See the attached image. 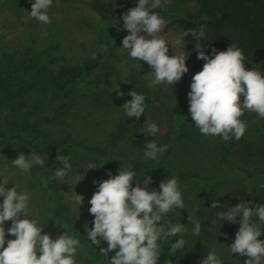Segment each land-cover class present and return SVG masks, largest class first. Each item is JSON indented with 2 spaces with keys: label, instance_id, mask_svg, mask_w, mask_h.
Wrapping results in <instances>:
<instances>
[{
  "label": "rangeland",
  "instance_id": "obj_1",
  "mask_svg": "<svg viewBox=\"0 0 264 264\" xmlns=\"http://www.w3.org/2000/svg\"><path fill=\"white\" fill-rule=\"evenodd\" d=\"M99 1L109 5L117 13L106 17L96 12L92 7L93 0H53L48 12L52 22L46 25L30 17V0H0V68L11 75H19L22 81L28 79L37 81L38 85L47 84V79L61 67L81 65L97 52L103 55V64L93 77L96 85L93 94L77 97L57 123L44 128L54 136L69 134L89 146L103 147L118 121L125 119L128 123L126 133L116 145L111 160L129 158L156 163L154 177L159 184L167 178L178 177L185 208L170 212L167 219L173 223L184 224L188 234L193 235L194 231L191 221L199 220L202 229L201 216L205 214L195 183L198 179L183 180L189 175H208L213 178L214 181L209 185L218 193L221 205L218 207L219 211L221 208L227 210L229 206L235 207L241 202L247 203L248 200L253 201V209L257 204L264 205V188L259 185H256L254 190L252 188V194L247 195L238 185L219 180L220 156L217 136L202 135L189 112L188 93L191 90L192 77L197 72L186 61L189 71L181 79L184 87L179 96L173 94L174 84L165 83L149 87L153 77L147 75L151 74L152 69L144 61L133 60L127 50L121 49L124 37L129 35L123 27V15L131 9L129 7H137L138 0ZM195 8L194 0H167V4L162 0L158 9H163L166 13L159 15L168 21V24L158 35H162L168 44H172L178 37L181 38L175 48L169 45L170 56L182 54L186 58L188 43L186 37L182 38L184 30L181 18L187 12L193 13ZM58 16L61 18L57 19ZM187 75L192 76L187 78ZM132 90L146 98V111L139 119H130L122 109L123 105L132 99L128 95ZM118 91L124 93L123 97ZM178 101L187 107L185 117L169 111V107ZM148 117L160 128L156 137H147L141 133ZM240 119L247 121V131L239 141L236 140L233 155L226 166L250 171L263 169L264 119L247 110ZM154 141L158 146L167 145L168 149L158 154L157 160L145 159V145ZM21 153L32 154L13 143H0V177L8 178L9 189L16 185L18 192H27L30 195L29 218H37L43 226V201L38 166L29 173H22L14 168L12 161ZM70 163L72 169L69 174L63 180L57 179L60 193L71 214L87 228H92L94 217L89 213V201L98 190L94 182L105 180V165L94 158L82 156L75 157ZM90 165L95 169H89ZM119 170H116L115 175ZM2 182L0 178V183ZM132 186H136V181H133ZM140 186L144 187L142 181ZM74 191L85 198L80 210L71 202L70 194ZM2 202L3 197H0V203ZM237 220L239 221L240 217H237ZM11 223L5 222L6 230L11 227ZM234 225L238 229L239 223ZM262 229L264 231V226ZM6 239L16 237L8 235ZM101 245L108 246L104 241H101ZM160 251L159 264H168L169 254L163 242ZM192 253L200 255L202 251L197 249ZM37 255L39 256V253ZM113 255L115 254H109L108 259ZM235 255L238 256L237 264H244L248 259L239 253ZM76 260L77 264H89L88 249H78ZM102 264H108L105 257Z\"/></svg>",
  "mask_w": 264,
  "mask_h": 264
},
{
  "label": "clouds",
  "instance_id": "obj_2",
  "mask_svg": "<svg viewBox=\"0 0 264 264\" xmlns=\"http://www.w3.org/2000/svg\"><path fill=\"white\" fill-rule=\"evenodd\" d=\"M163 2L167 4V0ZM30 3V17L42 24H51L48 12L53 0H30ZM161 3L162 0H138V6L123 15V27L129 35L124 37L121 49L127 50L133 60L144 61L152 69L151 74L147 75L153 77L149 87L165 83L176 85L189 71L184 55L168 54L169 45L175 48L181 38L168 44L162 35H158L168 24L159 13L153 11L161 7ZM187 36L196 38L197 58L206 61L202 70L192 77L188 93L191 118L202 135L219 136L224 142L233 138L239 141L247 131V121L240 119L245 110L255 112L264 119V75L255 69H245L243 51L235 44L227 51L213 48L212 56L205 54L199 42L205 37L203 25L199 30L184 31L182 38ZM118 92L123 97L124 93ZM128 95L132 99L122 109L130 119H139L146 111V98L135 90ZM159 132L157 123L148 117L141 133L156 137ZM145 148L144 158L157 160L158 154L166 152L168 146H158L154 141L146 143ZM57 160L62 167L56 169L53 176L42 178L45 188L52 179L63 180L72 169L69 156L58 155ZM44 165L45 160L34 152L31 155L21 153L12 161V166L22 173H29L35 166ZM89 169L95 168L90 165ZM109 177L94 182L98 190L89 201L94 226L87 229V239L92 245L99 247L101 241L107 242L108 246L101 248L99 254L107 259L108 264H159L161 242L178 235L180 238L171 245L170 251L176 253L184 249L186 226L167 219L170 212L185 208L178 177L163 180L159 191L148 190L152 183L149 175L143 179L144 187H141L137 173L124 164L117 175L109 173ZM0 178L3 180L0 183V197H3L0 203V264H77V251L83 248L81 240L67 231L55 239L49 234H42L45 227L40 225L37 218H29L30 195L18 192L15 184L9 189L8 178ZM133 181H136L135 187L132 186ZM259 187L264 188V183ZM70 198L80 210L84 196L74 191ZM220 206L219 201H212L213 209ZM216 215L220 220L240 225L230 252L248 257L244 264H264V241L259 239L264 234V205L257 204L253 209L249 203L241 202ZM237 217H240L239 221ZM254 217L258 222H253ZM7 221L12 223L6 230ZM191 222L194 224L193 235L199 236V220ZM8 235L16 239H6ZM111 252H115V255L109 260ZM200 264L223 262L215 251L210 250Z\"/></svg>",
  "mask_w": 264,
  "mask_h": 264
},
{
  "label": "trees",
  "instance_id": "obj_3",
  "mask_svg": "<svg viewBox=\"0 0 264 264\" xmlns=\"http://www.w3.org/2000/svg\"><path fill=\"white\" fill-rule=\"evenodd\" d=\"M194 1L196 5L194 12L185 13L181 18V25L184 31L199 30L201 25L204 26L205 37L199 42L203 45L205 54L212 56L213 48L217 51H227L232 44H235L243 51L245 69H255L264 75V0ZM92 7L106 17L117 13L116 10L99 0H93ZM153 11L159 14L166 13L165 10L158 8ZM186 39L188 43L187 61L190 67L198 73L206 61L197 58L196 38L187 36ZM94 56L95 58L92 57L81 65L61 67L56 74H52L47 79L46 85H38L37 81L28 79L22 81L19 75H11L0 68V143H13L30 153L40 155L45 160V165L37 168L42 189V217L43 227H45L42 234H49L55 239L67 231L70 235L80 239L83 247L88 249L89 264H102L104 257L99 254V251L106 247L101 244L99 247L92 245L87 239L88 228L71 214L69 207L63 201L57 179L50 180L47 188L41 182L42 178L53 176L54 171L62 167L57 160L58 155L69 156L70 162L78 156L96 159L105 165V180L110 178L109 173L115 176L116 170L121 169L124 164L137 173L140 181L143 182L147 175L152 178L148 190L159 191L160 184L154 177L156 163L129 158L111 160L116 145L126 133L128 123L125 119L118 121L116 128L108 137L107 144L103 147L89 146L69 134L54 136L44 128L57 123L77 97L93 94L96 88L93 77L103 64V55L100 52L95 53ZM183 87V81L174 84L173 94L179 96ZM241 101H243V96H241ZM186 109L187 107L181 101L169 107L172 114L180 117L187 115ZM217 145L220 156L219 180L238 185L247 195L252 194L256 185L264 183V168L250 171L245 168L236 167L234 169L226 166L236 145L234 138L229 142H224L221 137L217 136ZM191 179H198L195 183L199 189L200 202L205 212L204 216H201V233L198 237L186 231L183 235L186 246L176 253H172L170 249L171 245L180 238L179 235L162 241L168 251L169 261L171 264H200L209 251L213 250L221 258L223 264H237L238 256L230 252V246L235 240L240 225L237 229L233 223L217 218V212L226 210L221 208L219 211L218 207L215 209L211 207L212 201H218V193L213 186L209 185L214 181L212 177L192 174L183 178L185 181ZM247 203L253 208L252 200H248ZM253 222H258V220L254 217ZM259 239L262 241L263 234ZM189 247L191 249H188ZM197 249L202 251L200 255L192 253Z\"/></svg>",
  "mask_w": 264,
  "mask_h": 264
}]
</instances>
